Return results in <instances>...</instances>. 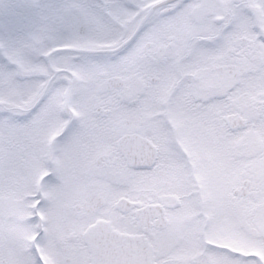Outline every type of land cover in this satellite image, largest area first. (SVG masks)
<instances>
[{
    "label": "snow or ice",
    "instance_id": "obj_1",
    "mask_svg": "<svg viewBox=\"0 0 264 264\" xmlns=\"http://www.w3.org/2000/svg\"><path fill=\"white\" fill-rule=\"evenodd\" d=\"M0 264H264V0H0Z\"/></svg>",
    "mask_w": 264,
    "mask_h": 264
}]
</instances>
